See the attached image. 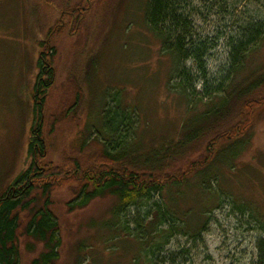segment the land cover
Segmentation results:
<instances>
[{
    "label": "trees",
    "instance_id": "16d2710c",
    "mask_svg": "<svg viewBox=\"0 0 264 264\" xmlns=\"http://www.w3.org/2000/svg\"><path fill=\"white\" fill-rule=\"evenodd\" d=\"M217 1L148 0L145 7L147 28L159 41L162 57H170L175 73L178 72L181 79L177 90L187 102L188 109L177 138L164 139L165 142L141 151L140 146L133 144L138 125L137 110L128 113L122 100L115 98L110 101L111 107L108 102L104 110V123L115 121L114 118L119 120L115 131L102 129L103 132H99L93 141L89 137L80 146L72 143L67 148H60L64 142L57 133L65 122L68 123V118L72 119L69 116L73 110L70 101L79 71L81 73L82 66L87 68L93 62L92 53L98 45L97 40L100 43L103 39L108 19L118 3V0H65L64 14H70L74 19L73 25L69 22V33L78 30L81 33L78 37L83 43L82 59L70 61V65H66V81L54 87L57 67L62 65H56L59 53L54 45L57 42L51 37L52 33L61 35L68 25L63 28L59 20V29L55 30V27L40 42V68L43 71L39 75L35 98L36 137L31 138L29 149L32 162L16 179L13 189L5 194L3 191L0 196V264H62L66 242L63 232L78 233L90 226L96 227V219L91 218L94 215L88 216L84 212L98 200L115 203L110 219L103 221L100 227L113 233V239H120V233L128 235L120 241H133L132 247L129 242L124 246L126 251L133 252V264L189 263L187 248L175 254L167 250L177 235L204 243V234L210 223L207 213L211 212V198L204 209H199L198 203L214 195L219 176L214 172V166L217 160L229 164L237 160L247 147L244 139L264 112V75H249L248 79L238 83L235 82L237 77L230 74L216 84L209 83L204 74V60L212 45L195 30L196 2L209 12H215L219 7L222 13L227 12L228 1ZM244 1L247 0L229 4L237 8ZM241 35L240 40L232 41L233 67L238 74L245 68L244 62L251 47L264 38V22H250ZM85 38L89 44L87 49ZM187 62L199 67V74L203 76L200 81L207 85L205 94L196 93L190 84L192 70L187 67ZM242 83H245L244 88H240ZM53 88L56 91L54 98L58 96L57 90H63V94L60 104L57 105V97L54 111L48 114L46 103L52 96L47 93ZM202 95L207 96L206 103ZM112 110H116V117L112 116ZM238 146L242 150L236 152ZM60 150L63 153L58 154ZM53 155L59 156V164L54 159L49 160ZM194 181H197L195 190L190 185ZM193 191L197 193L194 195ZM217 196L219 199L220 194ZM177 204L189 206L180 211ZM133 207L139 212L149 208V212H142V215L138 214L140 218L133 219L130 214ZM240 210L248 209L241 207ZM260 227L264 232V225ZM73 249L79 253L84 250L83 246ZM257 251L253 264H264V235L257 243ZM181 259L184 263L180 262Z\"/></svg>",
    "mask_w": 264,
    "mask_h": 264
},
{
    "label": "rangeland",
    "instance_id": "374dc122",
    "mask_svg": "<svg viewBox=\"0 0 264 264\" xmlns=\"http://www.w3.org/2000/svg\"><path fill=\"white\" fill-rule=\"evenodd\" d=\"M218 1L220 3L222 0ZM227 1V12L224 13L220 7L215 12H209L196 2L198 10L195 30L203 40L212 45L204 60V74L209 83L223 82L230 74L237 77L235 82L238 83L248 79L249 75H264V38L251 47L244 62L245 68L239 74L233 67L232 51L233 39L240 40L243 37L241 32L250 22H264V0H247L237 8L229 4L237 0ZM64 2L65 0H0V196L3 191L5 194L13 189L16 179L32 162L29 149L31 138L36 137L35 98L41 72L40 42L55 27V30L59 29V20L61 26L67 28L68 25V29L61 35L58 32L52 33L51 37V40L57 42L54 45L59 53L56 65H62L57 67L54 87L66 81V65H70V61L82 59L83 43L78 37L81 33L79 30L69 33V22L73 25L74 19L70 14H64ZM147 2L148 0H118L115 11L108 19L103 39L100 43L97 40L98 45L92 53L93 62L87 68L82 66L81 73L79 71L78 82L74 84L76 87L74 86V95L70 101L73 110L69 116L72 119L68 118V123L65 122L63 129L59 128L57 133L61 134V142H64V146L61 145L60 148H67L72 143L80 146L89 137L93 141L103 130L115 131L118 119L104 123V110L112 98L121 99L124 110L130 114L137 110L138 125L133 144L140 146L141 151L165 142L164 139L178 137L187 116L188 105L177 90L181 79L178 72L175 73L170 57H162L159 41L147 28ZM192 18L194 23V16ZM85 46V49L89 46L86 38ZM186 65L192 70L190 84L196 93L205 94L207 85L200 81L203 76L199 74V67L192 62H187ZM244 84L240 88H244ZM57 93L58 105L63 90H57ZM47 94L52 96L46 103L49 114L55 109L57 97L54 98V88ZM202 96L206 103L207 96ZM109 105L111 107L112 102ZM115 112L116 110H112L111 115L116 117ZM244 140L247 147L233 164L217 160L214 172L219 176L214 195L198 203V208L204 209L208 198H211V212L207 213L210 223L204 234V243H195V239L193 241L192 238L177 235L171 242L168 253L175 254L187 248L188 264H253L256 261L257 243L264 235L260 227L264 225V112L258 116ZM240 150L242 147L238 146L233 153ZM61 153L63 152L60 150L58 154ZM51 159L60 163L57 155L49 160ZM190 185L192 189H197V181ZM191 193L195 195L197 191ZM217 194H220L219 199ZM98 201L84 212L88 216L94 215L91 218L96 219V227L90 226L78 233L71 230L63 232L66 242L65 249L62 250V264H77L78 261L81 264H133V252L129 253L124 249L128 242L132 247L133 241L129 238V241H120L128 235L120 233V239H113V233L100 227L103 221L110 219V211L115 203L111 200ZM188 206L189 204H177L180 211L182 207ZM241 207L248 210L242 212ZM142 212L146 214L149 208H143L140 212L136 207L130 209L133 219L140 218L138 214L142 215ZM130 220L134 226L132 218ZM191 223L194 224V218ZM73 229L76 231L75 227ZM82 246V253L73 249ZM180 262L184 263L183 259Z\"/></svg>",
    "mask_w": 264,
    "mask_h": 264
},
{
    "label": "flooded vegetation",
    "instance_id": "af4514ba",
    "mask_svg": "<svg viewBox=\"0 0 264 264\" xmlns=\"http://www.w3.org/2000/svg\"><path fill=\"white\" fill-rule=\"evenodd\" d=\"M43 70L41 69V72H42ZM41 82V81H40ZM40 84V83H39ZM39 92V91H38Z\"/></svg>",
    "mask_w": 264,
    "mask_h": 264
}]
</instances>
